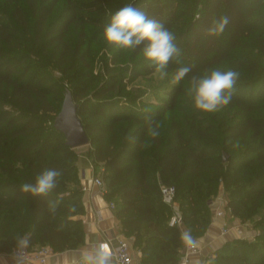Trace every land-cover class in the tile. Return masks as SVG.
<instances>
[{"label":"trees","instance_id":"1","mask_svg":"<svg viewBox=\"0 0 264 264\" xmlns=\"http://www.w3.org/2000/svg\"><path fill=\"white\" fill-rule=\"evenodd\" d=\"M128 2L0 0V253L23 240L54 253L84 243L78 154L53 125L70 90L90 140L86 155L105 165L104 196L119 198V229L138 249L140 264H176L183 246L168 225L172 209L160 186L174 187L184 227L197 238L210 224V196L220 182L232 216L257 217L255 240L227 241L207 264H264V0H135L175 36L179 62H170L167 72L192 69L154 101L140 98L152 108L103 99L115 90L116 76L94 88L99 78H81L87 29L102 34L110 14ZM221 17L228 19L223 32L208 35ZM131 56L140 66L133 75L154 72L140 49ZM213 68L239 73L230 103L212 113L193 105L186 110L180 103L189 79ZM54 69L73 71L71 87L60 86ZM166 117L165 130L159 126V135L150 136L149 125ZM46 168L61 172L50 194L21 191Z\"/></svg>","mask_w":264,"mask_h":264},{"label":"clouds","instance_id":"2","mask_svg":"<svg viewBox=\"0 0 264 264\" xmlns=\"http://www.w3.org/2000/svg\"><path fill=\"white\" fill-rule=\"evenodd\" d=\"M227 24V17L214 20L208 35H219ZM102 37L108 45L117 50L135 52L140 49L143 59L160 79L169 77L167 68L170 62L174 59L179 62L180 50L175 43L173 32L165 28L162 23L149 18L145 10L136 6L135 0H130L110 14ZM191 71L190 66L178 67L170 75V85L180 84ZM238 77L237 71L220 68L207 70L202 75L191 76L187 94L191 98L193 107L201 112L212 113L227 106L231 101ZM148 134L152 137L158 136L159 124H150ZM60 175V170L46 168L35 177L34 184L21 185V191L33 196H47L57 187ZM184 239L189 240L190 236L185 234ZM82 264H111V256L103 249L88 250L82 254Z\"/></svg>","mask_w":264,"mask_h":264},{"label":"rangeland","instance_id":"3","mask_svg":"<svg viewBox=\"0 0 264 264\" xmlns=\"http://www.w3.org/2000/svg\"><path fill=\"white\" fill-rule=\"evenodd\" d=\"M84 52L86 53L85 62H87V65L80 66L82 72V80L85 79V77L99 78L97 83H94L91 88H94L99 83V81L104 82L106 80V83H112L114 81L116 82L117 77L119 78V81L116 82L115 90L103 97V99L105 100H123L126 102H130L138 108H152L149 103H143L140 98H144L147 101H154L156 92L162 93L163 91L172 86L169 83L170 74L169 77H166L164 79H160L158 75L154 74V72L150 74L133 75L132 71L136 68H140V66L138 65L136 59L132 58L131 51L117 50L112 46L108 45L103 40L102 34L96 26H92L87 29V40ZM107 68L111 69V73L107 72ZM72 73L73 71H69L67 74H62L58 70H52V76L56 80H58L60 86H62L63 89L71 87L70 76L72 75ZM110 76H116V79L110 78ZM154 103V105H157V102ZM180 104L186 110H189L190 107H192L191 98L188 95L183 96L181 98ZM167 124V117L159 122V126L162 128L163 131L165 130ZM74 150L76 152H83L84 154H86L89 150H91V146L87 144L74 148ZM94 169L96 173L100 174V177L105 182L103 178V172H105L106 170L104 163L94 164ZM210 198L212 201L217 200L219 198H224L228 200V194L221 182L219 183L218 188L216 189V193L212 194ZM118 200L119 198L117 196H114L112 199H110V201H112L115 205L117 204ZM256 219L257 217H255L253 220L245 221H242L238 217H234V219H229L227 225L230 228H233V226L239 223H241L243 226L240 227L241 231L236 237H231L229 236V234H227L229 239L225 242L232 241L233 239H241L246 241L255 240V234H253V230H255V228L253 227V224ZM206 233L207 230L197 235L196 239H200L199 242L202 241V243H205ZM222 245H212L211 249L209 248L208 250L209 253L204 255L201 254L200 264H207L208 261L213 260V253ZM33 247H35V245ZM226 252H229V250H226ZM0 254L8 255L9 253Z\"/></svg>","mask_w":264,"mask_h":264},{"label":"crops","instance_id":"4","mask_svg":"<svg viewBox=\"0 0 264 264\" xmlns=\"http://www.w3.org/2000/svg\"><path fill=\"white\" fill-rule=\"evenodd\" d=\"M77 167L80 177V185L82 190V200L85 208L83 219L84 227V243L77 249L66 250L63 252L53 253L48 257L46 264H78L82 263V254L88 250L98 249L99 243L103 240L109 239L113 236H124L119 229V220L116 216L117 205L114 208H110L108 203L112 201L106 200L104 193L93 183V177L95 175V169L92 160L83 152H77ZM83 187H86L83 190ZM227 200L219 198L211 203V221L207 228L205 236V243L202 241L198 244L200 246V254L192 257L190 264H200L201 254L209 253L211 246L222 245L226 240L231 237H236L241 231L243 225L241 223L230 228L228 233L222 234L220 232V226L227 223L229 219H234L230 213L225 217H216L215 212L225 206ZM236 218V217H235ZM255 234V230H253ZM130 244V250L134 259V262H139L140 253L136 247H133L131 238H128ZM206 246H205V245ZM0 264H28L23 262H13L9 255L0 254Z\"/></svg>","mask_w":264,"mask_h":264},{"label":"built area","instance_id":"5","mask_svg":"<svg viewBox=\"0 0 264 264\" xmlns=\"http://www.w3.org/2000/svg\"><path fill=\"white\" fill-rule=\"evenodd\" d=\"M93 183L105 193V183L100 177V174L95 173L93 177ZM162 199L167 203L171 209L172 214L168 220V225L175 227L181 234L183 246L181 248L180 257L176 264H190L192 257L200 254V246L197 239L186 231L183 223V218L178 204L174 201V187L161 185ZM86 187H83L85 190ZM213 201L210 200V204ZM110 208H114L115 204L113 202L108 203ZM230 211L227 206H223L215 212L216 217H225ZM230 227L227 223L220 226V232L222 234L228 233ZM188 234L190 236L189 240H185L184 236ZM129 239L118 235L113 236L109 239L103 240L99 243L98 249H103L106 253L111 256V264H140V262L135 263L131 250ZM52 248L47 245L31 246L26 240L21 241L8 255L13 262H23L28 264H46L48 257L53 254Z\"/></svg>","mask_w":264,"mask_h":264},{"label":"water","instance_id":"6","mask_svg":"<svg viewBox=\"0 0 264 264\" xmlns=\"http://www.w3.org/2000/svg\"><path fill=\"white\" fill-rule=\"evenodd\" d=\"M79 104L74 101L70 90L64 92L62 104L54 118V128L63 133L65 142L71 148L89 144V136L84 129L78 115ZM228 154L223 152V161H227Z\"/></svg>","mask_w":264,"mask_h":264}]
</instances>
